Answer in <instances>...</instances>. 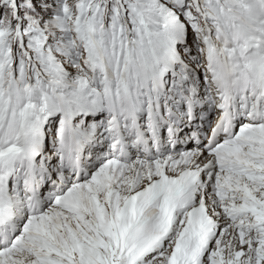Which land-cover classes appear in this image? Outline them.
<instances>
[{"label":"snow or ice","instance_id":"snow-or-ice-1","mask_svg":"<svg viewBox=\"0 0 264 264\" xmlns=\"http://www.w3.org/2000/svg\"><path fill=\"white\" fill-rule=\"evenodd\" d=\"M0 264H264V0H0Z\"/></svg>","mask_w":264,"mask_h":264}]
</instances>
